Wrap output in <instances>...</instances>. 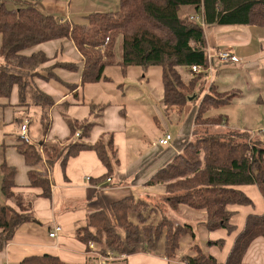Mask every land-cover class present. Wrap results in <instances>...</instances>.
<instances>
[{
	"label": "trees",
	"instance_id": "1",
	"mask_svg": "<svg viewBox=\"0 0 264 264\" xmlns=\"http://www.w3.org/2000/svg\"><path fill=\"white\" fill-rule=\"evenodd\" d=\"M184 8H192L200 21L181 15ZM211 26H258L264 28V0H119L118 11L96 13L84 25L48 16L33 0H0V98L10 99L15 88L21 106L32 92L36 105L42 106L41 124L46 138L51 130L50 112L56 102L36 87V79L60 80L57 70L80 74V83L68 85L75 103L66 102L60 107L75 104L90 108V116L102 118L105 105L86 104V85L107 82L105 71L118 66L122 71L139 66L162 69L164 94L162 104L166 113H183L199 102L191 141L182 153L165 168L158 171L148 186H162L166 203L172 211L185 206L206 212V228L210 232L237 230L234 223L237 212L230 206H253V201L238 188L256 186L264 199V135L241 131L213 132L223 120L212 118L209 113L233 102L238 93H220L208 82L206 72L195 74L192 67L208 70V51L205 28ZM68 40L82 56L81 65L61 63L44 67L51 59L43 51L27 55L39 45ZM121 44V59L117 60L116 48ZM185 68L192 79L185 82L179 72ZM209 85V91L203 95ZM69 137L61 142L43 141L40 145L26 143L20 137L16 149L29 167L31 187L41 189V197L51 198L49 169L56 162L63 166L83 152L97 154L107 173L94 180L105 185L112 178L119 164L114 135H103L90 142L95 121H79L67 116ZM48 166L47 167L44 166ZM2 192L12 199L15 193L17 171L6 163L1 166ZM19 210L0 206V252L12 239L16 230L29 222H37L22 204ZM114 222L104 211L91 214L87 227L77 231V239L87 246L97 245V252L117 258L136 254L163 256L168 260L179 257L181 241L191 230L190 226L175 225L168 218L158 225L149 223L151 205L132 197L112 205ZM138 222L134 223L131 216ZM264 242V214L248 216L244 229L237 236L225 263L196 247L194 254L184 260L188 264H245L256 242ZM223 242H209L220 245ZM118 260L114 264H120ZM20 264H68L51 255L25 258Z\"/></svg>",
	"mask_w": 264,
	"mask_h": 264
},
{
	"label": "crops",
	"instance_id": "2",
	"mask_svg": "<svg viewBox=\"0 0 264 264\" xmlns=\"http://www.w3.org/2000/svg\"><path fill=\"white\" fill-rule=\"evenodd\" d=\"M33 1L38 3L39 8L48 16L78 25L86 24L88 17L93 14L114 13L119 8V0ZM184 9L187 11L183 17L190 16L192 20L198 22L201 20L195 14L194 9ZM205 30L208 67L211 68L208 82L214 84L220 93H238L233 102L226 107H238L244 110L255 109L259 112L260 117L254 116L255 119L251 122L232 119L233 114L230 112L218 116H212L210 112L209 116L223 120L218 126L219 128L255 134L253 130H250L254 127L256 132L264 135V96L260 95L261 85H264V28L258 26H211L206 27ZM0 40L1 49V35ZM38 51H43L51 59L44 67L51 66L56 62L69 63L68 61H59L60 53L74 56L79 61L74 64L81 65L82 63L81 54L68 40L39 45L28 51L27 55ZM225 51L233 53L240 59V63L220 61L218 54ZM231 71L234 73L230 74ZM56 72L60 80H35L38 90L49 95L56 102L50 112L51 130L49 135L44 138L49 143L61 142L69 137V127L57 108L66 102H76L73 99L74 92L70 91L68 85L80 83L79 73L66 70H57ZM53 82L64 86L68 92L64 95L59 93L58 85ZM77 91L81 92L84 89L81 90L79 87ZM28 93L32 94L31 91ZM161 105L163 106L162 101ZM28 107V104L21 106L17 88L13 91L10 99L0 98V126H4V129H0V156L2 157L0 172L4 163L17 171L15 187L12 190L15 197L12 199H7L3 195L2 172L0 173L2 197L8 200L3 206H10L18 211V205L22 204L29 209V213L37 221L26 223L16 230L13 239L0 252V264H20L25 258L44 255L58 257L62 262L68 264H99L101 253L97 252V245L93 250L89 248L90 251H88L87 246L77 239V231L87 227L88 217L99 211H104L114 222L112 205L123 199L132 197L136 200V195H139L140 200L146 201L149 205L154 203L151 199V190L154 187L148 186V183L158 171L168 166L176 156L180 155L186 144L191 141L198 107L193 105V109L188 113L187 121L179 130L178 137L175 138L170 134L172 141L168 146L159 144V140L163 137L151 142L146 135L142 139L138 137V134L130 132L126 111L122 105L106 107L100 119L90 116V108L87 105L81 106L78 103L66 108L68 115L73 119L99 123L93 129L90 142L94 143L106 134L114 135L119 164L116 165L110 181L105 182V185H109V187L93 182L107 173L94 152H83L68 160L65 166L62 161L56 162L51 169L46 165L51 181V198L41 197L42 190L31 187L30 169L26 165L24 157L15 147L16 140L19 137L21 139V136L8 133L5 129L14 123L20 127L26 125L19 116L29 112ZM163 109L168 118L175 112L172 111L168 115L164 106ZM157 114L158 122L162 123L161 111L158 108ZM251 117L253 115L246 111L245 119L249 120ZM230 125L233 128H230ZM213 130L218 133L223 132L217 129ZM9 134L12 137L9 138ZM238 189L253 201V206L229 207L230 211L237 212V217L234 220L237 230L232 234L226 230L208 231L205 211H195L181 206L178 211L173 212H184L188 218L184 221L177 220V218L176 220L169 218V220L175 225L190 226L191 230L181 241L177 259L170 261L163 256L142 253L129 257L123 256L119 258L118 262L122 260L120 264H188L184 259L193 253L187 255V249L192 248L196 240L200 239L202 247L213 250L214 253L209 255L225 263L237 236L245 227L248 216L264 214V199L256 186L247 185ZM55 226H60L61 231L58 232L56 238H51L50 233ZM220 241L223 242L220 245H208L209 242ZM196 247L202 249L196 244L194 250ZM245 264H264V242L262 240L256 242Z\"/></svg>",
	"mask_w": 264,
	"mask_h": 264
},
{
	"label": "rangeland",
	"instance_id": "3",
	"mask_svg": "<svg viewBox=\"0 0 264 264\" xmlns=\"http://www.w3.org/2000/svg\"><path fill=\"white\" fill-rule=\"evenodd\" d=\"M186 11V9L182 10L181 15L183 16ZM116 57L117 60L121 59L120 43L116 48ZM59 58V61H68L69 63L79 62L76 58H74V56L68 54L60 53ZM4 61V57L0 56V65L4 64ZM179 72L181 73L182 78L185 82H189L192 79L191 74L188 73L185 68H180ZM233 73V71L230 72V74ZM105 75L108 77L107 82L103 81L98 84L85 86L84 97L86 103L88 105L100 104L105 105L106 107H117L119 105H122L126 111L125 115L128 118L129 131L133 134H138V137H141L142 139H144V136L146 135L151 142H154V140H159V138L164 137L167 133L171 134L175 138L178 137L180 128L188 119L189 111L193 109V105L196 107H198L199 105V102L192 104L188 106L183 113H178L177 111H175L170 116V118H168L164 112L163 106L161 105L164 94V86L162 69L159 66H151L148 70H144L139 66H132L129 67L125 72L122 71V69L118 66H112L106 69ZM53 83L55 85H58L57 89L59 93L64 95L68 92L64 86H60L55 82ZM209 88V85H207L203 95L209 91ZM260 95L264 96V85H261ZM25 101L27 102L26 104L29 105V112L22 113L19 117L23 122H25L28 127L27 134L31 142L35 145H40L45 138L41 124L42 106H37L35 104L36 96L34 101L33 95H30V93H27ZM157 108L161 111V118L163 119L162 123L158 122L159 118H157ZM57 109H59V113L62 118H64V120L67 118V116L70 117L68 115L66 106L59 107ZM246 111L249 112V114L253 115V117L249 118V120L245 119ZM229 112L233 114L232 119H235L237 121L243 119L252 122V120L255 119L254 116L260 117L259 112H257L255 109L244 110L243 108L240 109L238 107L231 106H225L216 110H212L210 115L218 116L222 114H229ZM3 127L4 126H0V129H4ZM21 128L22 127L14 123L9 127H6L5 129L8 133L18 134L19 136H21ZM213 128L223 132H228V130L219 128L218 126ZM230 128H233L232 125H230ZM250 130H253L255 134H259V132L255 131L254 127ZM213 132L218 133V131L215 130ZM8 137L10 138L12 136L9 134ZM1 160L2 157L0 156V161ZM151 196V199L154 202L151 203L152 211L149 213V223L151 225H158L163 220V218H174L175 220L177 218V220L182 221L188 218V215L186 213H175L169 208L168 204L165 201V189L162 186L152 188ZM136 200H140L139 195H136ZM7 201V199H4L2 197L0 186V205H5ZM131 220L134 223L138 222L135 215L131 216ZM199 225L201 224L199 223ZM196 244L202 247L200 239H197L192 248L189 247V249H187V255L191 253L194 254V247ZM202 251L206 254L214 253L213 250L204 247H202Z\"/></svg>",
	"mask_w": 264,
	"mask_h": 264
},
{
	"label": "built area",
	"instance_id": "4",
	"mask_svg": "<svg viewBox=\"0 0 264 264\" xmlns=\"http://www.w3.org/2000/svg\"><path fill=\"white\" fill-rule=\"evenodd\" d=\"M62 21H64V20H62ZM218 58L220 61H223V62L231 61L233 63H240V59L238 57H236L233 53L228 52V51L219 53ZM192 71L195 74H201V73L206 72L209 76V73H211V68L209 67L208 70H204L202 67L194 66V67H192ZM27 130H28L27 125H23L21 128V131H22L21 139L23 141H25L26 143H31V140L27 134ZM171 141H172V136L170 134H167L159 140V144L162 146H168L171 143ZM109 181L110 180H108L107 182H109ZM60 231H61V227L55 226L50 233V237L56 238L58 232H60ZM89 248L91 250H93L95 248V244L91 243ZM99 259H100L99 264H113L114 262L119 260V258H117L112 253H108L106 256H103L101 254V255H99Z\"/></svg>",
	"mask_w": 264,
	"mask_h": 264
}]
</instances>
